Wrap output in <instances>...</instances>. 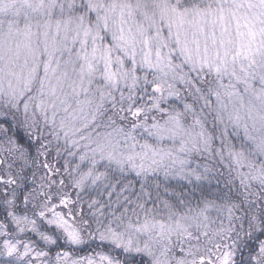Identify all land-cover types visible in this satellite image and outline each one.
I'll return each instance as SVG.
<instances>
[{"label": "snow or ice", "instance_id": "obj_1", "mask_svg": "<svg viewBox=\"0 0 264 264\" xmlns=\"http://www.w3.org/2000/svg\"><path fill=\"white\" fill-rule=\"evenodd\" d=\"M0 264H264V0H0Z\"/></svg>", "mask_w": 264, "mask_h": 264}]
</instances>
